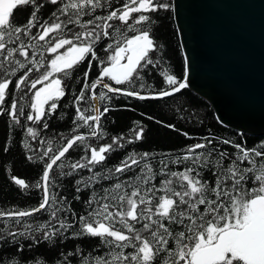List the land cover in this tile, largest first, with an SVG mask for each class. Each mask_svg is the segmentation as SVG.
<instances>
[{
    "label": "snow or ice",
    "instance_id": "6c2138e0",
    "mask_svg": "<svg viewBox=\"0 0 264 264\" xmlns=\"http://www.w3.org/2000/svg\"><path fill=\"white\" fill-rule=\"evenodd\" d=\"M19 6L31 8L24 24L13 20ZM160 12L174 19L176 4L0 0V116L8 117L9 128L23 130L29 138L23 143L26 159L42 165L34 183L11 176L21 192L35 189L40 200L23 209L0 207V243L19 244L22 238L36 245L66 239V233L100 241L95 255L63 253L59 264H72L77 254L79 264H264V140L249 148L203 136L170 157L171 164L183 165L179 171L164 159L154 166L152 153L133 148L114 166L98 170L111 154L137 145L146 134L140 121H134L128 129L131 135H114L100 143L106 139L102 121L114 99H162L189 87L188 56L183 55L178 77L164 60V45L156 40ZM181 31L175 29L177 35ZM103 41L110 42L103 47L107 55L102 59L96 49ZM85 61L87 68L77 76ZM94 66L99 71L92 79ZM153 70L163 81L159 90L146 78ZM73 81L81 85L78 91ZM69 91L74 108L69 134L45 139L41 133L49 129V118ZM74 150L81 153L75 160ZM205 170L213 179L204 178ZM85 171L89 175L75 178ZM66 177L74 178L77 194L71 200L60 194ZM73 201L82 204L80 211L73 209ZM42 212L47 213L45 221L30 222ZM17 252L22 255V246ZM0 264L8 262L0 256Z\"/></svg>",
    "mask_w": 264,
    "mask_h": 264
},
{
    "label": "trees",
    "instance_id": "16d2710c",
    "mask_svg": "<svg viewBox=\"0 0 264 264\" xmlns=\"http://www.w3.org/2000/svg\"><path fill=\"white\" fill-rule=\"evenodd\" d=\"M122 0H113V3L119 6ZM54 10V9H53ZM99 11V10H98ZM31 8L29 6H19L14 10L13 20L16 24L26 23ZM48 10H45V18H47ZM155 27V37L158 44H163L162 54L164 60L169 67V70L181 77L183 66V54L179 37L175 32L176 24L171 14L160 12L158 14ZM132 33H129L131 35ZM110 41H103L97 46V53L103 59L107 54L103 52V47ZM161 53H154L153 56H159ZM97 62L93 61L95 65ZM87 68V61L81 65L76 73L82 77L84 70ZM98 67H93L90 77L94 79L98 75ZM148 81L155 85L159 90L163 86V81L153 70L151 74L146 73ZM80 84L73 81L72 88L78 91ZM73 93H69L59 102L57 113L49 118V129L42 132L41 135L45 139H56L58 134L68 135L72 127L71 120L74 115L72 107ZM152 117L153 119H149ZM134 121H140L145 128V138L137 145H126L124 150H117L111 154L106 164L100 165L98 170H103L105 167H112L119 162L126 151H131L135 148L139 152H150L155 156L153 161L154 166H159V160L164 159L166 163L174 171L182 170L183 165L177 166L170 163V157H175L181 154V149L186 145L195 143L206 135H211L214 138L222 137L232 140L236 143L245 144L247 147H252L258 142L264 140V137L249 136L241 134L220 125L213 113L211 107L200 97L196 96L189 89H183L170 97L162 99L139 101L131 98L120 97L118 100H113L112 111L107 114L104 121L106 131V139L100 143L110 142V138L114 135L127 134L128 129L133 126ZM25 123H27L25 121ZM11 121L6 115L0 116V207H17L20 209L27 208L38 204L40 193L35 189L29 192H21L17 186L11 182V176L16 175L23 178L28 183H34L38 179L42 165L33 163L26 159V151L23 148V143L28 142L23 130L19 127L9 128ZM174 125L176 130L167 127ZM39 127V126H35ZM82 132L86 130L81 129ZM187 133V137L184 135ZM96 143L95 141H89ZM7 146L9 151H3ZM35 146V145H34ZM220 148L233 151L229 146L220 144ZM81 153L74 150L71 159L79 158ZM81 175H89L86 171L75 174V178ZM128 173L122 179H127L130 176ZM205 179H213L210 171L203 172ZM105 185L110 184V181L102 182ZM159 181L157 180V184ZM74 178L66 177L63 181V187L60 189L61 195H66L70 200L75 193ZM99 190V189H98ZM87 195V191H85ZM82 204L73 201V209L80 211ZM47 219V213H39L35 217L29 218L33 224L42 223ZM6 223H12L8 221ZM66 239L56 238L50 241L41 240L39 244L32 245L31 240L20 238L19 244H2L0 243V256L8 264H59L64 259L63 253L68 252H83L84 255H95L93 249L100 245L98 239H84L76 237L71 233H66ZM32 245V246H30ZM23 248L22 255L17 252V248ZM100 251H104L103 246H100ZM81 257L77 256L72 260V264H79Z\"/></svg>",
    "mask_w": 264,
    "mask_h": 264
},
{
    "label": "water",
    "instance_id": "95a60500",
    "mask_svg": "<svg viewBox=\"0 0 264 264\" xmlns=\"http://www.w3.org/2000/svg\"><path fill=\"white\" fill-rule=\"evenodd\" d=\"M173 2L190 64L186 89L223 127L264 137V0Z\"/></svg>",
    "mask_w": 264,
    "mask_h": 264
}]
</instances>
